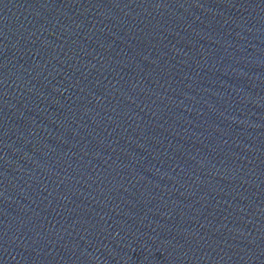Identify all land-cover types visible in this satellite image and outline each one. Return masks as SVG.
Returning <instances> with one entry per match:
<instances>
[{
    "label": "water",
    "instance_id": "1",
    "mask_svg": "<svg viewBox=\"0 0 264 264\" xmlns=\"http://www.w3.org/2000/svg\"><path fill=\"white\" fill-rule=\"evenodd\" d=\"M0 264H264V0H0Z\"/></svg>",
    "mask_w": 264,
    "mask_h": 264
}]
</instances>
